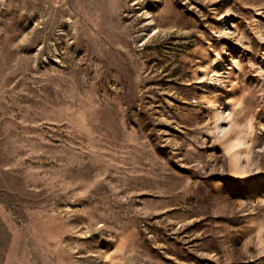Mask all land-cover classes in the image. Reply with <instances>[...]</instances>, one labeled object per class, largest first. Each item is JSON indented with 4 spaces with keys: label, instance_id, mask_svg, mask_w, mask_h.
Wrapping results in <instances>:
<instances>
[{
    "label": "rangeland",
    "instance_id": "rangeland-1",
    "mask_svg": "<svg viewBox=\"0 0 264 264\" xmlns=\"http://www.w3.org/2000/svg\"><path fill=\"white\" fill-rule=\"evenodd\" d=\"M0 264H264V0H0Z\"/></svg>",
    "mask_w": 264,
    "mask_h": 264
}]
</instances>
